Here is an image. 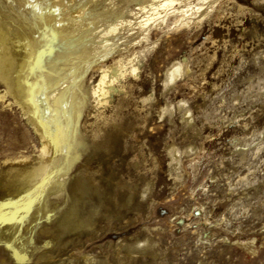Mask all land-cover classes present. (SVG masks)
Returning <instances> with one entry per match:
<instances>
[{
    "label": "rangeland",
    "instance_id": "374dc122",
    "mask_svg": "<svg viewBox=\"0 0 264 264\" xmlns=\"http://www.w3.org/2000/svg\"><path fill=\"white\" fill-rule=\"evenodd\" d=\"M62 1L0 0V8L26 24L41 13L80 12L74 21L89 24L64 38L83 48L98 42L106 51L97 65L121 62L126 73L105 107L62 121L41 101L61 65L45 62L52 53L34 57L26 85L38 127L0 80V167L38 159L42 130L59 146L25 193L0 196V216L40 199L52 214L46 221L30 212L23 263L0 238V264H264V0H183L179 9L199 13L104 36L105 21L134 20L139 0ZM172 64L181 71L169 83ZM89 73L94 85L98 74ZM63 128L70 138L61 149ZM66 167L61 194L46 196ZM76 181L82 193L72 191ZM72 204L80 226L61 232L57 219Z\"/></svg>",
    "mask_w": 264,
    "mask_h": 264
},
{
    "label": "bare ground",
    "instance_id": "6f19581e",
    "mask_svg": "<svg viewBox=\"0 0 264 264\" xmlns=\"http://www.w3.org/2000/svg\"><path fill=\"white\" fill-rule=\"evenodd\" d=\"M25 1L26 0H21L23 3ZM54 1H57L56 4L60 5L61 8L66 6L65 2L62 0ZM182 2L183 0H139L135 4L136 6L133 10H129L130 16L134 19L133 21H126L123 18L124 16L121 15L115 17L113 21L108 24H106L107 22L105 21V28L102 30V36L113 33L119 27L125 26H127L126 31L140 32L150 26L161 25L169 16L180 14L182 18H188L199 13L200 8L195 9V7L191 6L185 9H179ZM209 3H211V0H202L199 4L202 6ZM68 13L65 11L56 17L51 16V14L41 13L36 15L35 22L26 24L24 21L19 20V17L9 16L4 11L0 12V80L3 82L6 92L13 97V102L28 113L29 120L35 127L37 126L38 119L37 111L33 107L35 98L31 87L26 85V80L30 78V62L34 57L36 59L42 55L44 58L49 53H52L45 62L52 68H55L57 63L61 65V77L58 78L51 88L48 87L50 89L45 95L43 94L44 97H42L41 101H43V104L45 102L47 111L51 116L56 118L60 117L62 121H68L71 118L77 120L83 113L87 115L90 114L88 107L98 108L99 106H104L115 84H117L119 78L126 73L125 66L121 64V62L107 65L103 61L97 65L95 61L106 51V48L103 49V45L98 42L95 41L93 45H86L83 48L81 44L75 46L72 40L64 38L65 35H74L89 24L88 20L74 21L76 18H80V12H78L75 18H70ZM63 19H65V21H63ZM99 37L101 36H97L96 38ZM48 39H52V41L47 45L44 41L47 40V42H49ZM53 41H57L58 45L50 49L49 46H51L50 44H52ZM38 47L42 49H38ZM91 65L92 68L89 73L87 68ZM43 66H45V64ZM134 70L135 68L131 66V71ZM180 71L179 65L172 64L165 71V79L169 83L173 82L180 74ZM88 73L90 75L94 73L98 74V79L94 85L89 84L91 76L87 78L86 75ZM37 103L39 105V102ZM64 128L62 131H64L65 137L61 139V149L63 146L67 145V140L70 138L68 130L66 131ZM75 133L76 138H79L81 133H79L78 130ZM49 134L43 132V130L39 133L42 147L38 159L27 162L21 161L18 164H9L5 168L0 167L1 197L9 199L10 195H14L10 198L14 199L16 196L25 193L28 187L39 180L44 171L51 166L53 158L56 157L55 151L59 146L55 145ZM67 171L68 167L62 171L60 175L62 179L55 181L49 187L46 196L48 194H61ZM77 182L78 181H76V185H70L72 187L71 189L74 193H82L84 186L82 185V187L79 188L81 185L79 186V182L78 184ZM86 188L88 189L89 187ZM40 195L43 194L40 193ZM84 196L86 195L84 194ZM43 201V199L31 203H28L30 200L26 201V203L20 206L13 215L4 214L0 216V238L6 239L5 242L7 250H9V255L15 258L17 263H23L26 261L27 256H29L27 253L28 249L22 241L28 236V230H30L28 228L29 226H26L27 220L31 217L30 212L33 211L34 216L35 214H41V216L46 218V221H50V216L52 214L44 212L49 206ZM75 212V206L72 204L66 211L64 217L60 220H58L59 218L57 219V224L60 226L61 232L65 229L76 230L79 228L80 224L75 220ZM56 230L57 229L54 231Z\"/></svg>",
    "mask_w": 264,
    "mask_h": 264
}]
</instances>
